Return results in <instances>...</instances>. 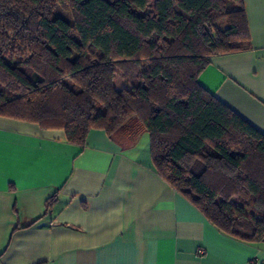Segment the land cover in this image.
Wrapping results in <instances>:
<instances>
[{
	"label": "trees",
	"instance_id": "16d2710c",
	"mask_svg": "<svg viewBox=\"0 0 264 264\" xmlns=\"http://www.w3.org/2000/svg\"><path fill=\"white\" fill-rule=\"evenodd\" d=\"M248 47L242 0H0V116L79 145L93 128L146 131L168 184L224 234L262 242L264 133L197 81L210 56Z\"/></svg>",
	"mask_w": 264,
	"mask_h": 264
},
{
	"label": "crops",
	"instance_id": "0c3cea01",
	"mask_svg": "<svg viewBox=\"0 0 264 264\" xmlns=\"http://www.w3.org/2000/svg\"><path fill=\"white\" fill-rule=\"evenodd\" d=\"M242 3L249 47L210 56L197 81L264 133V0ZM0 264H264V241L224 234L168 184L146 131L79 145L0 116Z\"/></svg>",
	"mask_w": 264,
	"mask_h": 264
},
{
	"label": "rangeland",
	"instance_id": "374dc122",
	"mask_svg": "<svg viewBox=\"0 0 264 264\" xmlns=\"http://www.w3.org/2000/svg\"><path fill=\"white\" fill-rule=\"evenodd\" d=\"M153 1H154V0H152V2H153ZM225 25H226V21H225V20H222V21L219 22V27H220V28H223ZM6 61H9V59H6ZM114 80H115V85H116L117 88H118V87L120 88V87L122 86V84L128 86V84H125V83L123 82V80L121 79V77H120V75H119V72L116 73V76H115Z\"/></svg>",
	"mask_w": 264,
	"mask_h": 264
}]
</instances>
